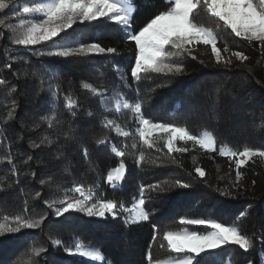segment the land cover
I'll return each mask as SVG.
<instances>
[{
    "label": "trees",
    "instance_id": "1",
    "mask_svg": "<svg viewBox=\"0 0 264 264\" xmlns=\"http://www.w3.org/2000/svg\"><path fill=\"white\" fill-rule=\"evenodd\" d=\"M133 5L131 29L135 31L167 7L165 0H133ZM0 20L16 22L10 9L0 10ZM197 20L215 25L203 10ZM68 31L83 33L86 43L95 38L94 42L115 48L117 53L85 58L41 55L51 50V42L27 49L14 46L10 33L0 24V79L5 81L0 85V216L21 214L27 204V216L45 217L37 229L0 235V264H101L65 252L64 247L77 239L100 249L105 258L102 264H148L149 250L154 260L172 255L163 240L164 231L183 227L207 230L181 225V217L235 224L252 243L247 251L231 244L208 250L201 254V264H264V157L255 156L241 165L237 181L235 158L219 152L223 144L236 151L246 146L264 149V48L258 42L235 37L230 30L221 31L217 46L223 50L226 42L230 49L222 55L227 58L231 52H243L247 60L231 56V64H217L210 46L196 45L195 59L185 54L176 61L183 65L181 73L141 74L136 81L131 76L134 42L127 41L113 22H85ZM82 82L108 93L110 108L114 109L113 97L118 91L128 100L141 102L146 118L184 126L193 135L211 131L216 136V151L178 141L177 147L189 150L168 154L162 141L149 149L138 138L133 149V136L122 137L114 127L101 123L106 117L131 131L136 127L131 112L103 110L99 97L82 88ZM53 92H57L55 98ZM68 95L77 101L72 110L75 115L65 107ZM53 113L49 126L44 117ZM45 137L52 143H41ZM105 138L107 145L97 143ZM111 145L123 149L125 156L114 155ZM141 151L145 160L137 164ZM121 159L125 175L112 187L106 181L107 173ZM197 167L204 170V177L196 173ZM41 180L46 183L41 184ZM177 180L189 187H178ZM74 183L86 188L98 185L97 199L123 202L129 208L139 198L140 187L145 186L150 219L126 224L124 212L116 218L75 211L56 216L45 202L62 199L64 190ZM149 185L164 190L148 189ZM36 193H40L38 198ZM241 212L245 216L238 219ZM52 239H59L62 245H54ZM33 246H43L46 252L33 257L29 251Z\"/></svg>",
    "mask_w": 264,
    "mask_h": 264
},
{
    "label": "snow or ice",
    "instance_id": "2",
    "mask_svg": "<svg viewBox=\"0 0 264 264\" xmlns=\"http://www.w3.org/2000/svg\"><path fill=\"white\" fill-rule=\"evenodd\" d=\"M166 10L155 14L139 31L131 29L132 18L135 12L133 0H0V10L10 9L16 19L15 23L4 24L10 33V43L14 46L27 49L31 46L42 45L51 42L52 48L47 54L58 57H79L85 58L95 54H116L117 49L105 48L101 44L83 41V33L70 34L68 30L74 25L87 22L99 23L101 19L113 22L121 28L127 41L134 42L135 63L131 66V76L139 81L141 74L156 73L164 75H176L183 71V65L176 62L187 54L193 55L196 45L210 46L211 54L217 64H231V56L243 62L247 57L243 52H231L229 57H224L222 51L230 52L227 43H224L223 50L218 47V40L221 31L230 30L235 37L248 41L258 42L264 48V0H165ZM205 14L215 22L214 26H206L197 20L199 12ZM5 81L0 79V85ZM57 86V91H58ZM82 88L88 90L94 97H99L101 108L105 111L128 110L131 112L136 127L131 131H125L116 122L106 117L101 121L102 125L113 128L122 137L133 136L131 145L137 147L139 143L149 149L157 147L163 142V147L168 154L174 152H186L187 147H177V142L191 143L193 147H199L205 151H216V136L208 130L193 135L186 127L177 126L173 123L153 121L146 118L142 112V104L139 101H131L123 97L118 91L114 95V109L109 107V94L99 91L93 85L82 82ZM57 92H53L55 98ZM77 106V101L71 95L65 97V107L72 111ZM91 115V112H89ZM55 118V113L50 117H44L49 126ZM52 143L47 137L41 143ZM98 144L107 145V138L97 141ZM127 148V145L123 146ZM158 151L162 150L157 148ZM110 151L123 158L125 151L111 145ZM220 155L235 158L236 179L241 178L239 171L241 165L255 156L264 157V149L244 147L240 151L232 149L223 144L219 147ZM87 155V149H84ZM12 163L11 157L7 158ZM145 160L144 152L139 153L136 163ZM126 171L123 159L119 165L110 169L106 181L115 187L122 181ZM196 173L200 177L205 176L202 168L197 167ZM41 184L46 181L41 180ZM181 188H188L189 185L182 181H175ZM98 185L88 186L74 183L73 187L64 190L62 199L46 201L50 208L54 209L56 216H63L72 211L86 213L88 216L106 217L111 215L116 218L120 212L127 215L124 223H138L150 219L149 212L145 208L144 192L145 186L140 187L139 198L131 207H126L123 202L96 198ZM148 189L160 188L159 185H149ZM78 195L69 196L68 193ZM228 194V193H225ZM40 193H36L38 198ZM27 204L24 212L14 216H0V235L6 233H18L22 229H37L41 226L45 217L39 218L27 216ZM245 212L239 213L238 219L243 218ZM180 224L186 226H203L206 231H190L187 227L180 230H167L163 232V240L167 242V249L172 255L165 259H153L149 250L148 264H201V254H207L208 250L222 249L223 246L236 245L245 251L252 247L248 237L243 235L239 228L233 225H226L217 222L214 218H180ZM155 228V225L153 226ZM156 235L153 240H156ZM56 246H61L62 241L52 239ZM264 244V242H262ZM163 247V245H162ZM64 250L70 255H81L90 258L92 261H104L103 253L83 241L76 240L71 246H65ZM33 257H39L46 252L43 246H33L30 250ZM252 264V261H249Z\"/></svg>",
    "mask_w": 264,
    "mask_h": 264
}]
</instances>
